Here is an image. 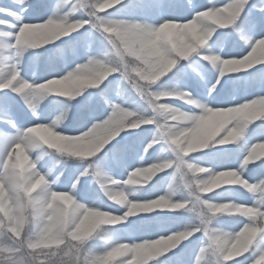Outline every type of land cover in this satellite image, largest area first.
<instances>
[{
	"label": "clouds",
	"instance_id": "clouds-1",
	"mask_svg": "<svg viewBox=\"0 0 264 264\" xmlns=\"http://www.w3.org/2000/svg\"><path fill=\"white\" fill-rule=\"evenodd\" d=\"M177 6L188 15L160 11ZM31 7L0 6V93L18 98L30 121L0 108V264H172L192 242L189 264H264V174L246 175L264 169V132L253 133L264 129V75L255 94L223 91L264 74V34L250 19L264 17V0H56L37 20ZM145 8L155 19L138 14ZM222 30L239 54L214 44ZM75 34L86 41L81 59L64 43ZM181 65L214 79L194 94L174 78ZM95 96L103 117L75 126L74 102ZM129 133L144 138L131 163L108 151ZM229 146L234 166L204 155ZM69 164L78 167L66 182ZM85 180L94 199L81 196ZM238 190L251 203L233 199ZM174 215L189 219L133 235Z\"/></svg>",
	"mask_w": 264,
	"mask_h": 264
},
{
	"label": "rangeland",
	"instance_id": "rangeland-1",
	"mask_svg": "<svg viewBox=\"0 0 264 264\" xmlns=\"http://www.w3.org/2000/svg\"><path fill=\"white\" fill-rule=\"evenodd\" d=\"M6 0H0V6H3L5 4ZM56 2V0H40V7L38 9H35L33 7H31L30 12H29V19L32 20H37V19H43L45 17H47V15L52 11V5ZM218 3H223L224 0H217ZM33 2L31 1V4ZM194 3L203 7L206 6L207 4V0H194ZM178 7V6H177ZM177 7H167V8H162L160 9L161 12H163L165 15H168L167 12L170 13L171 16H177V17H183L188 15L187 11L183 8V7H178L177 10H175ZM35 9V11L33 10ZM138 14L143 15L145 17H152L150 19H155L156 17V10L151 8L150 11L147 10H143L141 12H139ZM257 17H259V15L255 12H253L252 17L250 18L252 20V23L255 24V28L254 31L256 34H264V17L262 18V22H260L263 26L261 27L259 24V21L257 20ZM222 33H227V30H224ZM77 35V41H76V48H77V52H78V56L75 57L77 59H81L83 58V53H84V49L86 46V41L82 40L81 35L80 34H75ZM73 35V36H75ZM72 36V37H73ZM232 37V35H231ZM240 44H238L234 37H232V43L230 45L225 46V51L226 52H239L241 50V46H239ZM95 47V45H94ZM94 47L92 49V51H94ZM100 49V48H99ZM72 59V57H71ZM41 63H42V59H40L39 61V66H40V73L41 75L43 74L44 71H41ZM33 65V60L32 58L25 61V75H28V71L27 69L29 67H31ZM190 75H187L186 77H181L178 81L182 84V86L189 88L191 91H193L194 94H200L203 86L206 85L208 82H210L211 80L214 79V74L210 73V72H205L202 73V75L204 76V81L201 82L198 78H196L194 76V74L192 72H189ZM261 75H264L262 73H259L258 77L255 78L253 80V83H249L247 81V83H245L244 81H241L238 85L235 86V88H233L231 81H229L228 83H226L223 86V91L226 92H233L235 91V93L238 96H243L245 94V92H247V94L251 95V94H255V92L257 91V84H256V80L259 79V77ZM195 84L199 87H196ZM253 85L255 89V91H252L249 89L248 86ZM191 85H193L194 87H191ZM201 87V88H200ZM196 89V90H195ZM200 89V90H199ZM219 99V97H218ZM19 102L18 98H16L15 96L11 95V94H6V93H0V106H4L6 105L5 108H7L16 118L17 122L20 124H26L29 121L28 117H27V113L25 111V109L23 108V106L21 105V103L19 102V104L17 103ZM79 105V101L75 102L73 104V109L76 110L78 108ZM53 107V105L44 106V112L46 113L49 109H51ZM104 114V108L102 109V111H98L96 114H93L92 116H94L95 118H102ZM89 118L77 121L74 125L75 126H81L82 124H84L85 122H87ZM219 149H213L211 151L212 152H217ZM210 153V154H211ZM238 159V157H237ZM212 160L218 165V166H234L235 163H233V160H229L228 158L223 159L222 161H218L216 158H212ZM128 163H131V160H126ZM257 172L264 174V169L257 167ZM77 168H72L71 170H69L66 174V179L65 181H69L72 177V175L74 174V171ZM248 178H255L256 176H253V167H250L248 170ZM80 191H81V196L82 198H86V199H94L95 198V192L91 189L88 188L87 186V181H83L82 185L80 187ZM233 199L238 200L239 202H243V203H251V198L249 197V195L243 191H235L232 195ZM186 221V220H185ZM185 221H183L182 219L177 222V224L175 223V225L173 223L168 224L167 222H163L161 225H151V226H144V225H135L132 228L133 231V235L134 236H139L140 234H143L145 232H155V231H159V230H163L164 228H171V227H175L181 223H184ZM222 223L225 226L231 227V228H235L239 226L240 221L233 219L232 223H228L226 220H223ZM195 247V242L186 244L182 247V249L176 253V254H171V257L177 256L180 257L182 253L186 254L184 255V264H189V261L191 259V250Z\"/></svg>",
	"mask_w": 264,
	"mask_h": 264
},
{
	"label": "snow or ice",
	"instance_id": "snow-or-ice-1",
	"mask_svg": "<svg viewBox=\"0 0 264 264\" xmlns=\"http://www.w3.org/2000/svg\"><path fill=\"white\" fill-rule=\"evenodd\" d=\"M35 11V9H33ZM214 44L218 47H223L230 45L232 43L231 34L218 32L213 38ZM232 54H239V52H234ZM185 66L181 65L175 70L174 78H178L181 75H184L183 68ZM6 105L0 106V108H5ZM253 131L264 132V129H253ZM144 138L139 133H129L126 136L122 137L120 141H117L115 144L111 145L108 151H111L117 158L123 160L134 161L139 153V149L143 143ZM207 158L212 159V154L205 153ZM182 253L180 257L177 258V264H184V255Z\"/></svg>",
	"mask_w": 264,
	"mask_h": 264
}]
</instances>
